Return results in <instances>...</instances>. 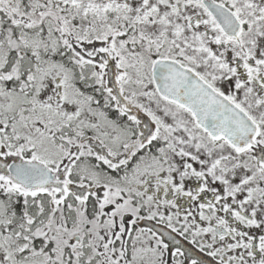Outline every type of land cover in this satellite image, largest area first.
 <instances>
[{
    "label": "snow or ice",
    "instance_id": "1",
    "mask_svg": "<svg viewBox=\"0 0 264 264\" xmlns=\"http://www.w3.org/2000/svg\"><path fill=\"white\" fill-rule=\"evenodd\" d=\"M0 264H264V0H0Z\"/></svg>",
    "mask_w": 264,
    "mask_h": 264
}]
</instances>
